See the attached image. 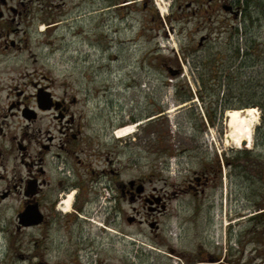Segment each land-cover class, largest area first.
Here are the masks:
<instances>
[{
	"label": "rangeland",
	"instance_id": "rangeland-1",
	"mask_svg": "<svg viewBox=\"0 0 264 264\" xmlns=\"http://www.w3.org/2000/svg\"><path fill=\"white\" fill-rule=\"evenodd\" d=\"M234 1L237 5V0H65L60 6L61 0H53L58 7L53 14L37 15L42 21L33 26L22 23L18 36L0 37V117L20 102L5 127L33 138L55 123L51 113L38 112L39 87L76 100L70 106L84 126L83 140L100 142L104 147L98 150L105 152L115 146L114 163L107 167L124 181L144 178L146 189L161 190L157 196L167 210L156 219L164 243L186 252L193 264H264V226L253 231L250 219L251 206H264V184L256 174L250 182L232 175L227 160L244 148L225 144L227 117L211 116L215 125L208 117L214 101L228 105L226 112L255 109L259 123L246 150L257 144L264 158V133L257 131L261 110L249 106L264 101L257 46L249 69L241 67L248 25L253 23L251 34L258 38V0H249L252 23H244L240 13L237 18L227 14L225 6ZM207 35L201 48L200 39ZM12 38L25 48L6 49L5 40ZM23 110L37 118H23ZM130 123L139 124L133 134L112 135ZM204 168L218 169L221 177L195 185L196 194L171 195L193 183L194 173ZM140 216L141 225L120 221L129 240L113 243L114 264L122 244H127L129 264H179L165 246L154 243L145 210Z\"/></svg>",
	"mask_w": 264,
	"mask_h": 264
},
{
	"label": "flooded vegetation",
	"instance_id": "flooded-vegetation-1",
	"mask_svg": "<svg viewBox=\"0 0 264 264\" xmlns=\"http://www.w3.org/2000/svg\"><path fill=\"white\" fill-rule=\"evenodd\" d=\"M240 2L226 5L227 14L237 18L240 13L244 23L254 22L249 0ZM61 3L60 6L64 5L65 0ZM56 8L53 0H0V37L3 34L18 36L22 23L24 27L29 23L28 26L40 23L42 20L37 15L53 14ZM256 9L258 38L251 34L253 23L248 25L243 70L249 69L255 46L260 57L258 63L264 68V0H258ZM208 39V35L200 39L201 48ZM201 40H204L202 44ZM5 44L6 49L15 51L25 48L20 47L16 38L6 39ZM176 73L180 74L181 70ZM261 83L260 88L264 90V82ZM3 90L0 83V94ZM38 96L43 108L39 107ZM35 98L38 112L51 113L55 122L44 134L38 130L37 136L30 138L23 130L11 131L5 127V118L16 115L13 112L15 106L20 111V102L10 104L8 115L0 117H4L0 120V264H114L113 246L126 237L120 221L130 227L141 225L142 210L150 216L146 223L154 232V243L165 246L169 256L178 258L179 264H193L194 258L186 252L174 249L166 240L164 243L162 226L156 219L167 210L163 197L157 196L161 190L146 189L144 178L124 181L120 172L107 167L114 163L112 157L117 153L116 147L108 148L107 152L100 151L98 149L104 147L100 142L93 144L83 140L84 126L77 122L70 106L76 100L58 98L48 86L39 87ZM213 104L214 109L211 107L208 117L215 125L211 116L218 113L226 118L228 105L216 101ZM218 105L219 112L215 113ZM249 106L260 107L261 123L257 131L264 133V101ZM21 116L30 121L37 118V114L29 110L21 111ZM250 145L252 143L241 145L242 152H231L227 166L233 176H240L245 182H250L251 176L256 174L259 183L264 184V158L256 152L257 144L253 145L252 151L246 150ZM218 177H221L218 169L204 168L200 173H194L196 184L189 183L170 193L196 194L197 186H207L210 178L216 180ZM124 204L128 205V212ZM251 208L254 210L250 218L254 222V231L264 226V206L255 203ZM122 245L124 250L117 256V264H129L127 244ZM204 258L197 260L205 261Z\"/></svg>",
	"mask_w": 264,
	"mask_h": 264
},
{
	"label": "bare ground",
	"instance_id": "bare-ground-1",
	"mask_svg": "<svg viewBox=\"0 0 264 264\" xmlns=\"http://www.w3.org/2000/svg\"><path fill=\"white\" fill-rule=\"evenodd\" d=\"M163 8V7H161ZM167 9V8H166ZM166 13V12H165ZM228 131L225 134V144L239 147L242 142L251 143L254 128L258 125L259 117L255 109L231 110L226 113ZM139 125V124H138ZM137 124L130 123L114 130L117 139L125 138L135 132Z\"/></svg>",
	"mask_w": 264,
	"mask_h": 264
},
{
	"label": "water",
	"instance_id": "water-1",
	"mask_svg": "<svg viewBox=\"0 0 264 264\" xmlns=\"http://www.w3.org/2000/svg\"><path fill=\"white\" fill-rule=\"evenodd\" d=\"M40 101H41V100H40V98H39V96H38L39 107H40V108H43V105H42V103H41ZM242 145H244V143H242Z\"/></svg>",
	"mask_w": 264,
	"mask_h": 264
},
{
	"label": "trees",
	"instance_id": "trees-1",
	"mask_svg": "<svg viewBox=\"0 0 264 264\" xmlns=\"http://www.w3.org/2000/svg\"><path fill=\"white\" fill-rule=\"evenodd\" d=\"M240 2V0H238ZM241 3V2H240ZM252 3H253V0H252Z\"/></svg>",
	"mask_w": 264,
	"mask_h": 264
}]
</instances>
